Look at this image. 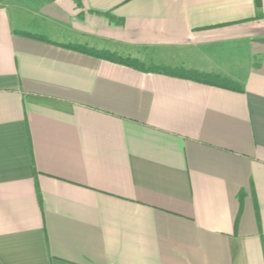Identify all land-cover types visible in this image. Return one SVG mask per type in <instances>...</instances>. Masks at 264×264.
Instances as JSON below:
<instances>
[{
    "label": "crops",
    "instance_id": "1",
    "mask_svg": "<svg viewBox=\"0 0 264 264\" xmlns=\"http://www.w3.org/2000/svg\"><path fill=\"white\" fill-rule=\"evenodd\" d=\"M260 1L0 0V264H264Z\"/></svg>",
    "mask_w": 264,
    "mask_h": 264
},
{
    "label": "trees",
    "instance_id": "2",
    "mask_svg": "<svg viewBox=\"0 0 264 264\" xmlns=\"http://www.w3.org/2000/svg\"><path fill=\"white\" fill-rule=\"evenodd\" d=\"M256 4L258 7L261 6V1L256 0ZM70 49L87 54L96 58L120 63L132 67L141 72L146 73H156L161 75H166L174 78H180L185 80L196 81L206 85H215L218 87H224L228 89H237L240 90V87L235 82L230 79L224 78L222 76L213 75V74H202L195 71H187L185 69H169L162 66H147L137 60H133L131 58H122L121 56H117L115 54H111L109 52L99 51L96 49L84 47V46H69Z\"/></svg>",
    "mask_w": 264,
    "mask_h": 264
},
{
    "label": "rangeland",
    "instance_id": "3",
    "mask_svg": "<svg viewBox=\"0 0 264 264\" xmlns=\"http://www.w3.org/2000/svg\"><path fill=\"white\" fill-rule=\"evenodd\" d=\"M7 0H2V3L3 4H5V3H9V4H11V2H10V0H8L7 2H6ZM1 3V4H2ZM13 3V2H12ZM16 4V3H15ZM104 52H107V51H104ZM109 53H111V52H109ZM111 54H115V53H111ZM115 55H117V56H121V55H118V54H115ZM122 58H128V57H124V56H121ZM132 59V58H131ZM133 60H135V59H133ZM138 61V60H137ZM140 62V61H139ZM142 63V62H141ZM196 72V71H195ZM198 73H200V72H198Z\"/></svg>",
    "mask_w": 264,
    "mask_h": 264
}]
</instances>
